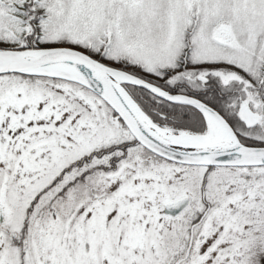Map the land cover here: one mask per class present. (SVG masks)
<instances>
[{
    "label": "snow or ice",
    "instance_id": "6c2138e0",
    "mask_svg": "<svg viewBox=\"0 0 264 264\" xmlns=\"http://www.w3.org/2000/svg\"><path fill=\"white\" fill-rule=\"evenodd\" d=\"M0 264H264V0H0Z\"/></svg>",
    "mask_w": 264,
    "mask_h": 264
}]
</instances>
